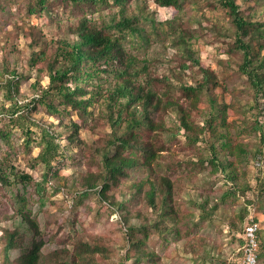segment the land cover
I'll return each instance as SVG.
<instances>
[{
    "label": "rangeland",
    "instance_id": "obj_1",
    "mask_svg": "<svg viewBox=\"0 0 264 264\" xmlns=\"http://www.w3.org/2000/svg\"><path fill=\"white\" fill-rule=\"evenodd\" d=\"M136 1L131 0L128 15L140 18L139 27L152 44L144 49L141 44L128 47L125 43L126 49L149 58L158 89L168 90L169 97L184 104L190 136L199 139L187 143L183 130L176 135L175 108L159 112L153 119L162 121L164 130L145 132L142 138L155 152L150 170H130L102 194V156H112L111 141L124 131L122 124L114 134L107 119L105 90L114 85L113 76L101 73L88 82L89 90L96 92L98 86L103 90L86 113L64 109L54 100L60 112L51 114L41 101L49 85L47 64L58 53L60 41L74 39L72 31L89 11L50 0L48 13L29 15L32 0H0V167L7 177V183L0 181V251L9 234L18 237L9 262L0 256V264H23L35 243L41 244L43 262L39 264H56L58 259L74 264L76 251L85 246L93 264H133L137 250L146 255L140 264H237L241 234L251 218L259 223L260 245L264 243V145L260 139L264 103L242 71V52L235 48L230 16L217 0H183L179 14L152 0ZM236 3L245 19L264 23V0ZM115 11L104 8L92 18L101 27V21L109 24L112 16L118 21ZM181 29L191 36L186 43L193 57L214 73L196 108L179 89L180 85L197 87L202 80L183 47L172 45ZM245 41H251L255 53L261 40L249 37ZM127 43L141 42L131 38ZM37 56L40 62L32 66ZM263 58L264 46L254 66ZM184 62L190 67L181 71ZM12 108H18L15 116H10ZM220 111H225L224 124L217 116ZM17 115L25 118L14 123ZM211 120L209 127L206 123ZM43 128L60 137L61 154L49 166L34 161L39 152L35 138ZM28 137L34 141L27 148ZM259 152L260 161L256 159ZM20 175L31 180L23 183ZM162 179L168 182L170 200L163 203L157 191L153 207L146 193L151 184L164 190ZM140 180L144 183L136 191ZM21 208L30 213L35 231L21 221ZM258 264H264V257Z\"/></svg>",
    "mask_w": 264,
    "mask_h": 264
},
{
    "label": "trees",
    "instance_id": "obj_2",
    "mask_svg": "<svg viewBox=\"0 0 264 264\" xmlns=\"http://www.w3.org/2000/svg\"><path fill=\"white\" fill-rule=\"evenodd\" d=\"M49 1L50 0H32L33 3L28 6V14L41 15L42 13H48L50 11ZM61 1L66 4L69 3L74 6L85 8L89 11V14H84L78 21V25L75 30L72 31L74 39L60 41L57 49L58 53L53 57V60L47 64L46 71L49 85L47 89L43 91L41 101L47 105L51 114H58L60 112L58 108L54 106V100H59L60 105L64 106V109L71 108L86 113L87 108L92 105L95 96L99 95L103 90L101 86L97 87L96 92L89 90L88 82L97 78L101 73L113 76L114 85L112 88L105 90L107 97L106 106L109 110L107 119L114 134L122 124H124V131L119 137H115L114 141H111L113 146L112 156H110V153H106L102 156L104 182L101 192L104 194L110 184L116 185L118 178H126L128 176V171H135L141 168L150 170L149 167L151 162H155V152L152 147L142 142V138L145 132L164 130L163 122H155L153 119L159 112L162 113L166 112L169 108H175L178 112V123L175 125L176 135L183 130L187 143L197 142L199 138L190 136L189 132L191 130V125L187 120L188 114L185 111L184 104L180 103L179 99H172L169 97L168 90L161 91L158 89L156 84L158 79L151 77L152 72L149 70L151 62L149 58L146 56L140 58L136 55L138 54L137 52H135L136 54L131 53L126 49L125 43L128 44V47H133L137 44L139 46V44H141L144 49H147L152 44L151 37L147 34L145 35V30L139 27L140 18L134 15H128L131 7V0ZM152 1L159 7L168 8L174 13L179 14L182 11L183 0ZM217 2L226 9L234 26L235 48L242 52L243 57L242 71L247 74L256 95L260 96L262 103H264V58L258 61L257 65L254 66L255 62L259 59V51L264 46V43H261L264 38V23H252L245 19L241 14L236 0H217ZM104 8L115 9V15L119 18L118 21H116L115 17L112 16L109 24L101 21L103 25L100 27L92 16ZM151 23L153 24L154 21H151ZM169 24H171V22H169ZM249 37H251V39L255 38L256 41L261 40L257 43L255 53L251 41H245V38ZM131 38H137L141 43H127ZM190 38L191 36L187 35V33L181 29L176 43H172V45L175 47L181 45L183 50H185L186 59L189 60L192 66H198L199 71L202 73V80L197 87L187 85H180L179 87L189 105L196 108L197 104L200 102L199 94L201 95L205 90V83L210 81V76H214V73L209 68L204 67L198 59L193 57V53L186 43V40ZM135 48H137V46L134 47V50ZM39 59V56L36 58L34 57L31 65L36 66L40 62ZM189 67L190 65L184 62L181 63L179 69L185 71ZM258 70L261 71L258 73ZM12 86L13 85L10 87ZM15 92H17V90ZM87 95H89V97L85 98ZM210 105L212 109L216 110L213 99L210 100ZM18 108L10 109V116H15L18 112ZM224 114L225 111H220L217 115L222 119V124H224ZM260 114L263 120L261 124H264V110H260ZM24 118L23 115H17L16 120L13 122L19 123ZM212 120L206 123L209 127H211ZM26 132L29 134L28 130ZM3 135L6 136V134ZM35 139L39 152L37 157L34 158V161L49 166L61 154L59 134L49 128H43L39 136ZM260 139L264 145V134L260 136ZM32 141L34 140L30 137L26 139L25 144L27 148ZM211 148L213 153H215L213 146ZM124 151H128V154L125 156L123 155ZM261 158L262 153L259 152L256 159L260 161ZM210 162L213 164L216 163L217 158L214 157ZM229 166L230 165H228V167ZM19 179L25 183L30 181L31 177L28 175H20ZM162 180L164 181L162 182L165 187L168 182L167 180ZM231 180L234 181L235 178H231ZM0 181L2 183H7L6 173L3 172L2 167H0ZM143 183L144 181L140 180L135 184L136 191L141 190ZM151 185L149 191L146 193V197L150 204L155 207L154 200L157 191L159 194L161 193L160 196L163 203L168 204L170 200V188L165 187L164 190L160 191L161 189H158V187L156 188L154 184ZM122 205V202L118 203V208L120 209ZM18 213L21 221L27 223L31 231H35L36 224L30 218V213L24 208H21ZM17 240V236L9 234L3 243L0 256H2L6 262H9L11 253L17 246ZM131 246L138 248L134 241L131 242ZM40 248L41 244L35 243L24 255L23 264H39V262H43ZM259 248L263 251L262 253L258 251V261L260 258L264 257V243L260 245L259 241ZM90 253L87 246L76 251L74 256L76 262L74 264H93L90 259H88ZM145 256V254L137 250L133 264H140ZM56 264H65V262H59L58 259V263Z\"/></svg>",
    "mask_w": 264,
    "mask_h": 264
},
{
    "label": "built area",
    "instance_id": "obj_3",
    "mask_svg": "<svg viewBox=\"0 0 264 264\" xmlns=\"http://www.w3.org/2000/svg\"><path fill=\"white\" fill-rule=\"evenodd\" d=\"M259 229V223L252 218L245 224L241 234L242 246L239 249L240 257L237 264H257L259 251Z\"/></svg>",
    "mask_w": 264,
    "mask_h": 264
}]
</instances>
